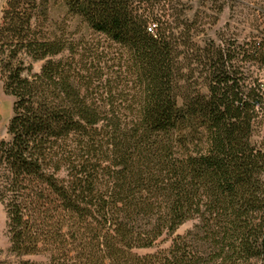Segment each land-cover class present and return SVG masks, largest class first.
<instances>
[{
    "label": "trees",
    "instance_id": "1",
    "mask_svg": "<svg viewBox=\"0 0 264 264\" xmlns=\"http://www.w3.org/2000/svg\"><path fill=\"white\" fill-rule=\"evenodd\" d=\"M174 10L6 1L0 203L10 252L44 258L15 264H264V82L239 65L264 69V40L202 49Z\"/></svg>",
    "mask_w": 264,
    "mask_h": 264
},
{
    "label": "rangeland",
    "instance_id": "2",
    "mask_svg": "<svg viewBox=\"0 0 264 264\" xmlns=\"http://www.w3.org/2000/svg\"><path fill=\"white\" fill-rule=\"evenodd\" d=\"M7 0H0V19L1 11ZM264 0H170L178 13L183 14V19L190 20V23L197 18L198 31L197 37H194V42H197L202 49L215 42L221 45L222 42L227 47L230 44H235L232 49L235 52H241L240 48L248 50L247 44H251L255 40L261 42L264 40V17L261 13V8ZM256 4V5H255ZM222 7V12L220 9ZM258 11H257V10ZM171 10L170 12H172ZM65 8L61 5L53 8L51 16L54 20L63 21L65 19ZM71 26L76 24L71 23ZM183 31V28L175 31L176 35ZM191 34H194L192 31ZM240 47V48H239ZM250 48V47H249ZM185 52H193L187 47H182ZM242 65V71L248 82L259 78L264 82V69H260L259 65L254 62L239 63ZM41 63L35 65V71H40ZM13 97L7 95L4 90L3 80L0 71V140L8 139V125L13 115ZM254 141L261 143L264 141V118L254 134ZM193 223L185 224L179 234L185 233L192 227ZM168 245L165 244L166 247ZM152 252L141 251V253ZM23 260L42 261L43 257L28 256ZM22 259L16 257L10 252V242L7 233V214L5 206L0 203V264L17 263Z\"/></svg>",
    "mask_w": 264,
    "mask_h": 264
},
{
    "label": "built area",
    "instance_id": "3",
    "mask_svg": "<svg viewBox=\"0 0 264 264\" xmlns=\"http://www.w3.org/2000/svg\"><path fill=\"white\" fill-rule=\"evenodd\" d=\"M149 31L152 32V33H155V31H156V26H155V25H152V26L150 27Z\"/></svg>",
    "mask_w": 264,
    "mask_h": 264
}]
</instances>
